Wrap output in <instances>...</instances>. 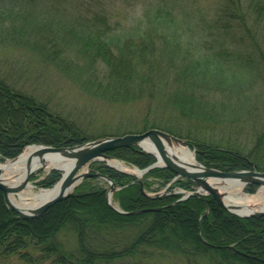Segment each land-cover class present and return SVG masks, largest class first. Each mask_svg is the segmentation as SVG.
<instances>
[{"label": "trees", "instance_id": "trees-1", "mask_svg": "<svg viewBox=\"0 0 264 264\" xmlns=\"http://www.w3.org/2000/svg\"><path fill=\"white\" fill-rule=\"evenodd\" d=\"M250 3L264 8V0ZM44 9L57 11L49 6L41 8L38 0H3L0 41L27 47L46 61L61 63L69 70L75 68L73 71L83 86L111 103L138 101L145 94L159 98L160 82L169 84V89L163 90L169 91L164 101L169 104H161L168 110H155L149 104L154 114L145 115L147 125L143 130L158 127L183 137L170 124L154 120L177 115L205 119L202 111L207 107L204 96L208 90L227 89L232 94L239 90L244 95L248 80L251 82L262 73L264 78V64L256 60L254 53L246 48L234 54L220 38L227 30L228 34L234 33L235 28L238 38L251 35L244 26L241 0H223L213 13L211 26L205 22L203 12L184 9L180 0L149 2L119 28L110 26L103 14L92 18L77 19L67 14L52 18L38 11ZM4 21H10L9 25H4ZM210 27L214 34L208 32ZM31 36L35 38L29 40ZM47 36L53 47L59 46V52L74 50L84 58L83 62L69 64L71 61L67 60L65 64L63 57L39 39ZM161 40L164 49L158 46ZM207 40L213 42L208 48L204 47ZM235 68L240 70H232ZM262 125L247 149L184 138L195 147V157L204 165L225 170H264V118ZM98 136L105 135L94 137ZM90 138L74 121L59 116L44 102L0 78V158L16 156L29 143L62 146ZM106 152L140 168L156 159L137 145ZM89 165L115 182L118 188L112 198L121 209L159 208L133 214L117 211L107 202L106 182L87 176L68 197L56 201L39 216L26 219L6 205L0 190V264L10 262L12 256L21 259V264H42L45 260H49L48 264H145V260L163 252L183 255L189 264H264V215H237L223 208L210 194H191L178 201V195L172 193L147 195L134 175L99 160ZM60 175L58 169H51L37 184L51 186ZM174 175L168 167H152L143 176V187H151L150 177L165 184ZM192 184L189 179L177 178L167 189ZM255 186L245 187L253 191ZM62 232L74 236L73 246L61 239Z\"/></svg>", "mask_w": 264, "mask_h": 264}, {"label": "rangeland", "instance_id": "rangeland-1", "mask_svg": "<svg viewBox=\"0 0 264 264\" xmlns=\"http://www.w3.org/2000/svg\"><path fill=\"white\" fill-rule=\"evenodd\" d=\"M154 1L156 0H38V6L40 5L41 8L49 6L57 9V11L51 12H48V9L38 11L48 13L47 15L52 18H63L64 14H67L77 19L80 16L92 18L99 13L105 16L110 26L119 28L121 25L127 24L131 16L140 13L149 2ZM2 2L3 0H0L1 5ZM222 3L223 0H180V4L184 5V9H192L193 11L195 9L203 12L206 16L204 20L209 26L213 24V13L217 12ZM241 3L243 10H245L244 26L250 31L251 35L245 34L244 37L238 38V30L235 28L234 33L229 31L230 34H228L227 30L220 38H222L224 46L229 51L234 52V54H237L239 49L243 51L247 48L251 53L255 54L256 60L264 64V8H261V5H253L256 1L250 3V0H241ZM246 5H249L248 8H246ZM32 8L35 9L34 6ZM32 8L29 9L31 10ZM96 22L100 23L95 20ZM9 23L10 21H4V25H9ZM244 26L242 25L243 30ZM212 31L213 27H210L208 32L214 34V31ZM34 38L31 36L29 40ZM39 39L51 51L54 50L58 56L63 57L64 62L66 61L65 64L67 60L71 61L69 64H73L72 61L79 64L83 62L84 58L74 50H65L64 52L60 50L59 52L57 50L59 46L53 47L51 38L48 36L39 37ZM163 45L164 43L161 40L158 46L164 49ZM211 45H213V42L207 40L204 47L208 48ZM67 57L70 59H67ZM181 57L182 55L179 54L178 58ZM57 62L60 63L59 61ZM74 69L71 67L69 70L67 66L63 67L61 63L56 64L49 60L46 61L42 56L27 47L0 41V78L14 89L44 102L51 111L59 116L74 121L85 135H89L92 138L97 136V134L113 135L114 133L121 134L127 131L136 133L144 131L143 128L147 125L144 121L145 115L154 114L149 108V104L155 110L161 109L165 110V112L168 110L166 105L161 104H169L167 102L164 103L169 91H163L169 89V84L160 82L159 88L160 90L162 89V92L158 95L159 98H152L145 94L138 101L130 100L111 103L105 96L98 93L95 94L89 91L91 88L83 86V82L77 80L78 77L76 76L78 74L73 71ZM232 70L238 71L240 68ZM248 81L251 86L250 89L244 88L242 92L248 97V100L246 96L239 93V90H234L236 95L230 93L227 89L218 92L208 90L206 96H204V98H207V107L205 111H202L203 115L206 116L205 119L177 115L174 117H163L160 121H154L164 123V125L170 124L172 128L182 133L183 137L190 136L205 142H216L223 147L243 146L247 149L252 145L254 134H257L263 128V73L256 76L253 81ZM151 100H154V102ZM239 102H242V104L237 105ZM163 116L167 115L164 114ZM12 158L14 157L5 158L3 161ZM96 160L101 161L100 159ZM129 165L132 166V164ZM90 168L92 167L87 164L82 170ZM51 169L37 171L29 178V180H32L34 188H48L38 185L37 181L48 174ZM59 171L62 172L60 169ZM1 172L0 169V174ZM94 181L103 182L100 178L99 180L94 179ZM150 183L154 184L153 186L156 187L155 190L157 192H162L169 184V182L161 184L159 179L155 178H152ZM257 187L255 186L253 191ZM144 188L148 194L155 192L152 187ZM180 189L176 186L172 191L177 192ZM244 190L248 191L245 186ZM110 199L114 205H117L116 201H113L112 195ZM60 237L67 246L75 244L74 236H68L66 232L60 233ZM9 260L11 261L5 264H21L22 262L17 256H12ZM145 261V264H189L183 255L170 252H163L162 255H155ZM48 262L49 260H45L42 264H48ZM202 262L207 261L202 260Z\"/></svg>", "mask_w": 264, "mask_h": 264}, {"label": "water", "instance_id": "water-1", "mask_svg": "<svg viewBox=\"0 0 264 264\" xmlns=\"http://www.w3.org/2000/svg\"><path fill=\"white\" fill-rule=\"evenodd\" d=\"M144 139L151 140L155 147L157 148L162 163H159L157 155L156 161L151 163L145 168L139 169L141 173L137 174V179L140 182V186L142 187L141 176L142 174L149 168L154 166H166L169 167L173 172L177 175L187 177L194 181L198 185L199 189L204 190L205 193H210L219 204L224 207L225 209L244 216H258L264 215V209H255L251 210L245 214H239L235 212L231 207H228L222 201V193L217 190L216 187L211 185L208 182V178L212 176L222 177V178H238L243 181L244 184L254 183L258 186L264 185V170H259L255 168H241V169H234L230 171L221 170L212 166H205L202 163L197 161V164H193L192 166L188 167L185 164L173 159L170 157L165 150L163 139L166 140L167 143L171 144L172 142H178L187 144V141L181 137L175 136L167 131H164L159 128H149L142 132H127L122 135H107L103 137L88 139L83 142H79L72 145H62V146H54L48 144H36L38 147L32 152L33 155L41 156L44 152L48 150L58 151L61 155L65 157H70L73 159V163L71 167L65 173H62L59 180V186L57 192L54 196L50 197L46 201L42 202L38 206L31 208V209H24L19 206L13 205L8 198V192L10 190H15L22 188L28 182L29 178L37 171L43 168V164L37 166L34 169H29L23 178L18 184H10L3 180L2 176L0 175V190L3 192V196L7 205L14 210L19 216L23 218H32L39 216L42 214L48 206L53 204L54 202L61 200L63 198L68 197L72 192L74 187L86 176H99L107 180L110 184L107 190V198L110 196V192L113 191L116 186L115 182L112 181L106 174L101 172H93L89 170H81L84 166H86L91 160L94 159H103L106 163L110 164L107 160L111 156L106 153L107 150L119 146H128V145H138L142 147L141 141ZM143 148V147H142ZM148 151V150H147ZM194 151V150H193ZM16 156L15 158H17ZM115 167V166H114ZM58 168V167H54ZM118 169V168H117ZM158 207H150V208H142V209H134L129 211V213H138L141 211H145L148 209H157Z\"/></svg>", "mask_w": 264, "mask_h": 264}, {"label": "bare ground", "instance_id": "bare-ground-1", "mask_svg": "<svg viewBox=\"0 0 264 264\" xmlns=\"http://www.w3.org/2000/svg\"><path fill=\"white\" fill-rule=\"evenodd\" d=\"M250 87H251L250 84L245 85V88L250 89ZM153 128H158V127H153ZM39 144H44V143H39ZM163 144H164L166 153L173 159L181 162L182 164H185L188 167L192 166L193 164H197V160L195 159L194 153L187 144L178 143V142H172L171 144H169L166 142L165 139H163ZM141 145L143 148L142 147L140 148H142L143 150L154 152L158 157V160H159L158 162L162 163L161 156L157 148L155 147L154 143L151 140L144 139L141 141ZM37 147L38 146L36 144L29 143L23 147V149L19 152L20 154L18 155L17 158L7 159L6 161H3L5 158L4 159L0 158V169L2 171L0 175L2 176L3 180H5L6 182L10 184H18L20 181L23 180V178L25 177L29 169H34L37 166H40L41 164H43L42 169L58 167L60 168V170H62L63 173L68 171V169L71 167L73 163V159L70 157H65L61 155L58 151L48 150L44 152L41 156L33 155L32 152ZM107 161L113 166H115L116 168H118L119 170H122V172L133 173V174L141 173L140 170H138L134 165L131 166L120 158L112 156L108 158ZM198 162L200 161L198 160ZM221 170H225V169H221ZM225 171H230V170H225ZM148 180L150 183L151 177L148 178ZM208 182L214 187H216L219 192L222 193L223 195L222 201L228 207H231L235 212L239 214H245L255 209H264V185L258 186L256 190L253 192H248V191L246 192L244 190L245 184L243 183V181H241L238 178H233V177L222 178V177L212 176L208 178ZM153 185L154 184L150 183V186L155 191V192H152L151 194H148L145 191V188L143 187V185L142 187L140 186V189L142 190V192H144L147 195H155V194L160 195V194H165V193L168 194L169 189L165 188L163 189L162 192H157V190H155L156 187ZM58 186H59V182H56L51 187L36 189L34 188V184L32 180H28V182L22 188L10 190L8 192V198H9V201L13 205L19 206L27 210V209H31V208L38 206L39 204L46 201L50 197L54 196V194L58 190ZM151 187H148V188H151ZM109 205L117 211L125 212L128 214H133V213H129V211H125L121 209L118 203H117V206L112 205V204H109ZM143 208H150V207H143ZM139 209H142V208H139ZM148 210H145V211H148ZM205 211H207V209H205ZM241 216H244V215H241Z\"/></svg>", "mask_w": 264, "mask_h": 264}]
</instances>
